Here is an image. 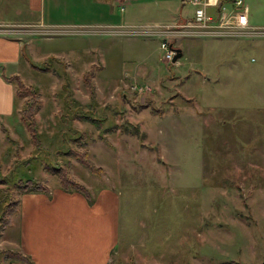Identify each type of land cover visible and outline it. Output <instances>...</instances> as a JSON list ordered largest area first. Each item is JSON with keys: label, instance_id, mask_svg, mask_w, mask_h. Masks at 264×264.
I'll use <instances>...</instances> for the list:
<instances>
[{"label": "rangeland", "instance_id": "374dc122", "mask_svg": "<svg viewBox=\"0 0 264 264\" xmlns=\"http://www.w3.org/2000/svg\"><path fill=\"white\" fill-rule=\"evenodd\" d=\"M250 7V24L264 27L255 25L264 23V0H252ZM114 14L113 23L119 25L113 26L132 25L120 22L119 10ZM12 26L23 32L15 35L21 39L62 42L72 70L65 72L66 64L48 58L33 64L35 79L27 77L40 80L52 67L48 83L40 80L37 89L22 81L38 96V141L36 145L21 119L22 125L6 131L8 147L0 157V233L2 221L11 220L18 208L9 215L5 210L19 203V185L32 180L54 187L59 176L50 168L64 166L93 196L101 188L118 195L117 241L109 264L264 262V38L208 39L203 46L208 64L198 58L199 41L183 39L179 43L192 44L175 64L161 60L164 51L154 37L99 35L105 39L103 48L94 54L93 48L86 49L90 43H77L94 35L32 34L46 26ZM110 43L118 46L114 61L115 48L105 53ZM142 50L155 61L145 65L144 74ZM124 59L134 60L129 74L122 71ZM92 65L91 87L83 76ZM135 84H148L150 92L138 95ZM27 100H17L20 117ZM75 150L86 151L99 172L85 168L71 154Z\"/></svg>", "mask_w": 264, "mask_h": 264}, {"label": "crops", "instance_id": "0c3cea01", "mask_svg": "<svg viewBox=\"0 0 264 264\" xmlns=\"http://www.w3.org/2000/svg\"><path fill=\"white\" fill-rule=\"evenodd\" d=\"M234 1L218 0V5L209 6L207 11L216 14L220 8L226 11L235 10ZM7 3L12 4L9 5L8 10L1 12V8H4ZM251 3L252 0H243L242 3V6L246 7L249 23ZM219 4L220 8H218ZM115 10H119L120 22L132 25L174 23L190 16L192 12V8L184 5L181 0H0V25H119L113 23L116 17ZM255 23H257L255 25H264V23ZM94 36L96 37L81 38L82 40L77 43L78 45L81 42L90 43L86 49L93 48V53L96 54L101 47L103 48L101 42L105 39L100 41V37L97 38L99 35ZM46 39L40 37L21 39L18 36L0 34V157L8 147L5 139L6 131L22 125L19 115L21 105L17 103L19 98L16 95V82L10 78L18 76L24 83L39 89L40 80L48 83L46 79H50L48 76H52L53 70L52 67H48L46 71H43L46 76L41 75L40 80H34L36 78L32 72L36 71L34 63L48 58H53L57 63L66 64L65 72L72 70L71 58L62 54L64 44L62 42L48 44L44 41ZM231 39L233 38L228 40ZM206 40L208 39H197L198 47H200L198 58L208 64L206 59L208 54L204 53L203 48ZM233 41L241 40L233 39ZM177 44L178 49L183 52V49L188 51L190 49L188 46L192 43L178 42ZM48 45L55 48L45 49ZM109 45L105 53L115 48L113 61L114 58L117 60L118 46L111 43ZM158 47L160 48L159 43ZM70 51L73 52L74 48H70ZM142 51L141 63L144 68L141 71L144 74L145 65L152 64L153 60L149 52ZM162 56L163 54L160 56L161 60ZM120 62L125 66L122 71L129 74L131 71L129 65L134 60L124 59ZM174 63L180 62L177 59ZM22 66L27 67L29 71H24ZM28 76L34 79L28 80ZM58 78V76L55 77V79ZM134 91L137 93L136 90ZM84 186L88 189L91 199L93 198L92 204L84 194L72 189L64 190L59 183L54 187L47 185V192L22 191L18 197L16 212L12 214L10 223L0 233V250L9 249L19 253L27 257L28 262L9 259L0 254V264H109L117 241L118 195L112 188H101L93 196L90 188Z\"/></svg>", "mask_w": 264, "mask_h": 264}, {"label": "built area", "instance_id": "2783aa9c", "mask_svg": "<svg viewBox=\"0 0 264 264\" xmlns=\"http://www.w3.org/2000/svg\"><path fill=\"white\" fill-rule=\"evenodd\" d=\"M184 5L192 8L191 15L169 24H144L117 27L113 25L95 26L82 30L76 25H46L34 28L32 34L42 31L46 34L62 35H130L154 37L160 40V48L164 51L162 60L170 63L177 53L178 42L183 39H229V38H264V27L249 23L243 0H235V10L226 11L220 8L216 14L207 11L209 6H217L218 0H181ZM242 6V7H241ZM241 7V8H240ZM23 32L14 31L13 26L0 25V34L20 35ZM47 36V35H45ZM16 37V36H15ZM141 96L150 91L148 85L132 86Z\"/></svg>", "mask_w": 264, "mask_h": 264}, {"label": "trees", "instance_id": "16d2710c", "mask_svg": "<svg viewBox=\"0 0 264 264\" xmlns=\"http://www.w3.org/2000/svg\"><path fill=\"white\" fill-rule=\"evenodd\" d=\"M94 68H95V65H92L89 71H86L83 76V79L85 80V82L91 87H92V83L90 80V76L92 75ZM10 80H13L16 82V95L18 98L28 97V100L26 102V107L22 111L20 119L24 123L25 127L27 128V131L30 133L31 138L37 145L38 135L36 133V123H35L36 121L34 117L36 107L38 105L37 93L33 87L31 88V87L24 85L18 76L11 77ZM93 95L94 93L91 94V96ZM81 119L91 122L96 126H100L102 124L101 119H95L90 116H82ZM71 154L75 156L78 159V161L85 168H88V170H90L92 173L95 174L99 172V169L94 168L93 164L88 160L86 151L75 150L71 152ZM50 170L58 174L59 183L62 189L64 190L72 189V190L78 191L84 194V196L87 197V199L89 200L91 199V196L88 190L83 185L79 184L76 180L69 177L67 169L64 166L61 168L51 167ZM19 186H20V189H22L23 191H42V192L48 191L47 186H45L42 183L32 181V180H26L23 182V184L21 183ZM17 205H18L17 201L8 204V207L5 209L7 214L13 213ZM9 223H10V219L6 218L4 219V221H2L1 226H6ZM1 254H3L6 258H9V259H15V260H20L22 262H28L27 257L19 253L13 252V251L4 250V251H1ZM227 264H237V263L229 262Z\"/></svg>", "mask_w": 264, "mask_h": 264}, {"label": "water", "instance_id": "95a60500", "mask_svg": "<svg viewBox=\"0 0 264 264\" xmlns=\"http://www.w3.org/2000/svg\"><path fill=\"white\" fill-rule=\"evenodd\" d=\"M218 8H220V4H219V7H218ZM181 55H182L181 50H180V49H177V53H176L175 56L173 57L172 62H175V61H176ZM262 264H264V262H263Z\"/></svg>", "mask_w": 264, "mask_h": 264}]
</instances>
